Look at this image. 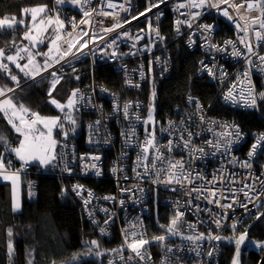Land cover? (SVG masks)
<instances>
[{"label": "built area", "instance_id": "2783aa9c", "mask_svg": "<svg viewBox=\"0 0 264 264\" xmlns=\"http://www.w3.org/2000/svg\"><path fill=\"white\" fill-rule=\"evenodd\" d=\"M73 1L78 2V7L50 9L52 16L64 24V29H60L57 46L65 59L45 73L84 59L90 62L91 81L78 89L79 93L75 96L77 103L74 104V110L85 115L86 121L81 144L66 140L58 142V172L52 171L47 175L63 176L71 180L73 194L97 234L107 240L114 236L119 239L121 252L111 255L107 264H221L227 247L235 245L240 235L248 234L251 221L257 219L260 211L264 210L261 206L264 203V147L258 145L253 156L249 157L252 145L264 136V131L254 132L256 136L250 141L248 133L239 123L212 115L209 107L192 95L186 96L173 108L172 116L162 122L156 117L153 100L132 98L129 94L143 93L145 88L150 87L152 76L158 80L166 79L172 69V45L181 42L187 50L198 54L197 76L215 87L216 98L221 104L232 110L251 111L259 115L258 88L264 91V62L258 56H264V41H257L254 30H260L259 23L253 25V20L264 19V16H261L259 9L248 12L244 8H229L230 15L239 22L240 29L248 25L247 39L242 44L240 38L245 33L233 21L224 17L216 8H189L187 5L190 0H167L151 11H146L149 3H158L159 0ZM232 2L234 0H229V3ZM247 2L255 3L256 0ZM180 4L185 6L179 7ZM220 7L228 5L222 4ZM84 11L90 15L85 17ZM197 11L204 14L194 21L192 29L186 23H181L180 31L177 32L176 21H186L190 13ZM161 12L163 15L159 16ZM76 14L79 18L74 21L76 26L73 27ZM241 15L244 19H240ZM117 23L122 27H116L111 32L105 31ZM197 23L214 26L208 39L223 48V51L217 52L204 46L205 42L199 33L193 35L195 43L189 46V35L196 31ZM155 29L159 31V37L153 31ZM167 29L170 31V39L166 34ZM125 31L127 37L122 35ZM118 35L115 45L104 47L106 42H111ZM137 36L144 38L137 42ZM84 40L89 42L81 47ZM226 41H232L244 55L232 57L233 45H225ZM69 44L72 45L71 51H68ZM133 44L136 46L132 47ZM247 44H251L253 52L258 55H250ZM146 47L150 51H145ZM249 56L253 61L251 66L247 63ZM202 61L208 67H214L215 76L207 74ZM99 66H110L119 75L121 92L94 81L93 74ZM245 71L249 72L248 79L242 75ZM234 84L235 88L232 87ZM241 87H251L256 94L255 108L243 107L224 99L229 90L235 94ZM189 97L193 98L191 103ZM197 102L199 109L196 107ZM126 104L129 105L127 118L124 113ZM97 121H100L99 125ZM237 127L239 137L236 136ZM189 132L192 133L191 142L188 147H184L183 141L188 140ZM229 132L231 135H227ZM146 137L153 140L151 146L146 144ZM169 140L173 141L171 152L168 151ZM218 143L220 147L217 149L215 145ZM145 147L148 149L147 159H144ZM201 148L204 149L202 153L199 151ZM107 154L110 155L108 164ZM96 156L100 159H90ZM160 156L163 160L157 158ZM154 160L155 168L152 167ZM176 161L184 165V175L180 182L170 175L173 171L171 165H175ZM246 162L250 163V167L245 166ZM92 163L97 168H91ZM4 171L23 177L27 200L36 201L37 182L32 177L41 175L39 169H33L31 163L24 164L7 158ZM82 180L95 183L110 181L113 190L103 193ZM169 180L171 183H168ZM245 184L250 185L252 191L244 188ZM193 188L200 191H192ZM241 188L249 195L240 192ZM212 191H215V197L210 194ZM209 199H219L220 204L208 203ZM238 201L246 203L247 208L240 206ZM225 203H233V207H221ZM158 205L171 211L167 233L172 227L171 221L177 219L178 232L171 239L159 241L149 238L150 213ZM178 212L182 213L179 217L176 215ZM222 215L224 227L218 229L213 220L221 219ZM233 223L236 225L235 230L231 227ZM101 229L104 231L101 232ZM131 231H136L138 235L132 237L129 235ZM182 233L193 236L203 234L204 239L194 243L181 238ZM210 234L219 235L222 239L209 240ZM140 238L149 241L139 249L143 259L127 246ZM255 243L264 244V238L260 242H251L248 251L257 249ZM209 251H212L211 256L208 255Z\"/></svg>", "mask_w": 264, "mask_h": 264}, {"label": "trees", "instance_id": "16d2710c", "mask_svg": "<svg viewBox=\"0 0 264 264\" xmlns=\"http://www.w3.org/2000/svg\"><path fill=\"white\" fill-rule=\"evenodd\" d=\"M36 6H46L47 9L55 7L57 10L64 7L73 8L70 5L57 3V0H0V19L15 17L17 21L27 20V17L23 18L22 10ZM47 14L53 17L49 11ZM78 18L79 15L76 14L73 21ZM26 29H28L27 24L24 27L16 25L11 29L0 30V48L11 47V51H13L14 45L22 40ZM57 30L59 33V27ZM166 34L170 39L168 29ZM171 50L172 69L169 76L163 80L152 76L149 88H145L143 93L129 94L130 97L148 100L150 90H152L155 93L153 104L156 108V117L164 122L172 116L173 108L176 105L180 104L186 96L192 95L197 97L203 105L209 107L212 115L232 119L239 123L248 133L250 141L256 136L254 132L264 131V100L259 98V115L251 111L227 108L216 98L215 87L197 76L198 54L187 50L181 42L174 43ZM60 74L59 82L53 87L50 76L28 84L26 82L29 77L18 68L10 67L9 70L0 68V88L5 92H9L7 91L9 88L13 89V93L10 95L11 101L20 109L22 105L30 116L33 113L39 116H57L61 110L52 104L51 100L55 99L64 105L72 92L90 82V62L85 59L77 61L63 68ZM12 75L17 77V81L11 80ZM93 77L97 84L104 85L108 89L116 92L122 90L120 77L110 66H99ZM50 91L51 96L49 95ZM260 93H264V91L258 88V95ZM70 112L72 119L75 120V124L72 122L69 124L72 133L68 137L58 135L57 140L58 142L66 140L81 144L86 116L77 113L74 107ZM67 113L65 108L64 116ZM0 137L6 141V143L0 142V156L6 148L11 144H16L17 139H20L1 116ZM6 155L12 158L8 153ZM106 157V164H108L110 155L107 154ZM32 165L33 169H39L35 164ZM57 166V162H55L50 168H46L44 171L39 170L41 175L32 177L37 182V199L34 202L27 200L24 188L25 179L23 178V194L21 195L19 213L13 211L10 185L0 183V264H107L111 255L121 252V244L116 236L110 240L101 238L85 218L80 203L71 189V180L63 176L47 175L52 171L58 172ZM82 181L103 193L113 190L110 181L102 180L96 183L92 180ZM170 217V209L163 206L158 205L151 210L149 217L150 239L167 234L166 227ZM8 230L13 233L11 254L7 250ZM247 235L254 242L263 240L264 212L257 219L251 221ZM92 241H96L97 248L103 252L102 257L68 263L75 257L88 254L90 250L87 246ZM234 251L233 245L227 247L221 264H230ZM262 255L263 253L254 251L244 252L241 254V264H259Z\"/></svg>", "mask_w": 264, "mask_h": 264}, {"label": "snow or ice", "instance_id": "6c2138e0", "mask_svg": "<svg viewBox=\"0 0 264 264\" xmlns=\"http://www.w3.org/2000/svg\"><path fill=\"white\" fill-rule=\"evenodd\" d=\"M62 2H63V0H57V3H62ZM166 2H167V0H159L158 3H151L150 2L148 8L146 9V11H151L153 7L159 8L160 4H165ZM222 4L228 5V7L221 8L220 6ZM108 6L112 7L111 4H109ZM184 6L185 5H183V4L179 5V7H184ZM121 7L123 8V5H121ZM187 7H189V8H203L205 10H210L212 8H216L219 12L222 13V15L224 17H227L229 20L233 21V23L236 24V27L238 29H240V24H239L238 21L234 20L233 16L230 15L229 8L236 9V10L244 8L245 11H248V12H251V11H253L255 9H259V11L261 13V16H264V0H256L255 3L247 2V0H244V2H241V0H234V2H232V3H229V0H218V2H215V3L212 2V0H190V2L187 5ZM22 11L24 13H27L29 10L28 9H23ZM44 11H45L44 7L32 8L31 9V19L33 21H35L36 18H37V13H42ZM125 11H127V9H125ZM174 11H178V9H174ZM203 14L204 13L197 11V12H194V13H190L189 14L190 18L187 19L186 21L182 22L180 20H177L176 21V24H177L176 30H177V32L180 31L181 23H186L188 28L192 29L194 21L197 18H199L201 15H203ZM83 15L85 17H88L90 15V13L88 11H84ZM139 15H145V13H140ZM162 15H163L162 12L159 13V16H162ZM181 15H183V13H181ZM159 16L157 17L158 19H159ZM132 18L133 19H137V17H132ZM146 19H150V18L146 17ZM240 19H244L243 15H241ZM48 22L52 23L51 19ZM126 22H130V21H126ZM14 23H17L15 17H12L11 19H9L8 17H4L3 19H0V27L7 25L9 28H11ZM18 23L23 25L24 24V20H20ZM55 23H57L61 27H63V22L60 21L59 19H57L55 21ZM72 23H73V27H75L76 26L75 22L73 21ZM81 23H83V21H81ZM256 23H259V29L260 30H264V19H259V20L254 19L253 20V25H255ZM116 27H122V25L117 23L113 28H108L105 31H108V32L114 31V29ZM213 30H214V26H212V25H204V24L197 23L196 24V31H194L193 33H191L189 35V46L191 47L192 44L195 43V41L192 39L193 35H196L197 33H199L200 38L203 39L204 42H205L204 46H208V47L214 49L217 52L223 51L224 50L223 48L218 47L215 44H212L211 41L208 39V37L210 36V34H211V32ZM240 30L244 31V33H245V35L240 38V42L243 44L245 42V40L247 39L248 25L245 24L244 28H242ZM260 30H254L256 39H257V41H264V32H262ZM141 31L143 32V30H141ZM153 31H155L156 35L159 37L158 29H155ZM85 35H87V33H85ZM122 35L127 37L128 33L125 31ZM26 38H29V39H32V40L35 39V37H27V36H26ZM143 38H144L143 36H137L136 40L138 42L140 39H143ZM59 39H60V37L57 36L56 40H59ZM92 39H95V37H93ZM117 39H119V35L116 38H114L113 40H111V42H106L104 47H112L113 45L116 44V40ZM160 39H163V38L160 37ZM40 42L43 43V40H41ZM88 42H89L88 40H84L83 43L81 44V47L86 46L88 44ZM228 44H232L233 45V50L231 51L232 57L239 58V57L244 55V53H242L241 51L236 49V47H235V45L233 44L232 41H226L225 42V45H228ZM135 46H136L135 44L132 45V47H135ZM246 47H247V52L250 55H258L257 53L253 52L251 44H247ZM71 48H72V45L69 44L68 51H71ZM144 50L145 51H150V48L146 47ZM77 51H79V49H77ZM73 55H74V53H73ZM112 55L114 56L115 52H113ZM61 59H63V56H61ZM258 59L261 62H264V56H258ZM7 60L15 61V58L10 55V56H7ZM29 63H32V57L31 56H29ZM247 63L250 66L253 64V61L250 58V56L247 58ZM201 64L207 70V74L208 75H210V76H215L216 75V73L214 71V67H208V65L204 64L203 61L201 62ZM0 67H5V69H6V66H0ZM16 67L20 68L21 71H24V67H27V66L25 65L24 67H21V65L19 63H17ZM262 70H264V69H262ZM73 71H74V69H73ZM25 75L27 76V75H29V73L25 72ZM51 75L54 78L56 77L55 73H52ZM221 75H223V73H221ZM242 75L244 76L245 79L249 78V72L248 71H245ZM10 78H11L12 81H17V77L15 75H12ZM76 78L79 79V77H76ZM58 82H59V79L55 78L53 80V87ZM232 87L235 88L236 85L234 84ZM7 91L11 92V91H13V89L9 88V89H7ZM78 93H79V90H76L75 92H73V97H75ZM3 95H5V90L4 89H0V96H3ZM49 95L51 96V91L49 92ZM259 98L261 100H264V93H260L259 94ZM80 99L82 100L83 96H81ZM224 99L225 100H230L233 103L241 104V106H243V107L255 108L256 105H257L256 94H254V92L252 91L251 87H248L247 89H245L244 87H241L240 91L238 93H235V94H234V92L232 90H229L226 93V95L224 96ZM192 101H193V98L189 97V102L191 103ZM51 103L54 104L57 108L61 109V111H63V106L60 103H58L55 99H52ZM76 103H77V101L75 99L70 98L68 100V102H67V106H68L69 109H71L74 106V104H76ZM11 104H12L11 99H6V100L3 101V105L11 106ZM3 105H0V107H3ZM196 107L198 109L200 108V105H199L198 102L196 103ZM128 109H129V105H127V104L124 105V113H125V117L126 118H127V115H128ZM21 112H24V113L27 112V109H24L22 105H21ZM32 115H33L34 119H32L30 122L28 120H26L23 115H20L18 117L19 121H20L19 126H17L15 123H13V119L12 118L9 119V123H12L13 127L15 128V131L18 132V133H21L24 136V139L21 140V142H20V146L18 148L13 149L12 151L15 152L16 157L20 161H22L24 164H27L30 161L38 160L41 165H47V164H50L53 160L56 159V156L53 154V150H54V148H55V146L57 144V141L52 138V130H53L54 127H57V126L62 128L63 124H58L59 117L48 119V118H41L38 114H35V113H33ZM12 117H16V110L14 108L12 109ZM66 118L68 120H70L72 122V124H75V120L72 119L70 111H69V113L66 114ZM149 119H151V110L149 111ZM201 119H203V117H201ZM38 123H42L44 125V128L47 131L46 132L45 131H41L40 129L36 128V125ZM96 123H97V125H99L100 121H97ZM145 123H147V121H145ZM67 135H68V133H65V136H67ZM148 135L151 136L152 133H148ZM227 135H231V132L227 133ZM236 136L239 137L238 127H237V130H236ZM191 137H192V133L189 132L188 133V140H184L183 141L184 147H188V145L191 142ZM180 139L183 140V136H181ZM0 142H5L6 143V141H4L3 137H0ZM233 142L234 141H228V143H233ZM172 143H173L172 140L168 141V151L169 152H171V150H172ZM209 143H211V142H209ZM146 144L151 146L153 144V140L152 139H148L146 137ZM258 145L261 146V147H264V136H262L261 139L256 144L252 145V151L249 152V157L253 156V154L256 151ZM215 147L218 149L220 147V144L219 143L216 144ZM147 151H148V149L145 147L144 148V153H145L144 159H147ZM199 151L202 153L204 151V149L201 148V149H199ZM157 158L163 160L162 156L157 157ZM81 159H85V158L81 157ZM90 159L99 160L100 157L96 156V157H92ZM138 161H139V157H138ZM10 165H11V162L9 161V166ZM245 166L250 167V163L246 162ZM3 167H4L3 158H2V156H0V168H3ZM90 167L95 169V168H97V165L95 163H92L90 165ZM152 167L155 168V160L153 161ZM171 168L173 169V171L170 173V175L175 176L177 182H180L183 179V175H184V173H183V170H184L183 163H181L180 161H176L175 165H171ZM113 171L115 172L116 169L114 168ZM146 172H147V169H146ZM0 174H2V173H0ZM96 174L99 175L100 174L99 171H97ZM189 175H190V173H189ZM16 178H17L16 173H13L12 175H4V179H6V180L7 179H12L15 182ZM168 183H171V180H169ZM262 187H264V184H262ZM244 188H249V190L252 191L251 186L248 185V184H245ZM244 188L239 189V191L240 192H244ZM172 190L175 191L176 189H172ZM192 191H197L198 192L200 190L196 189V188H193ZM232 191L235 192L236 190H232ZM77 194H79V193H77ZM210 194L213 197H215V195H216L215 191H212ZM244 195L248 196L249 194H248V192H244ZM225 199H228V197H225ZM235 202H237V201H234V203ZM208 203H216L217 205H219L220 204V200L219 199H215V200L209 199ZM238 203L240 204V206H242L244 208H247V204L244 203L243 201H238ZM121 204H123L122 201H121ZM261 206L264 207V203H262ZM196 207L199 208L198 205H196ZM221 207H223V208H232L233 207V203H225V204L221 205ZM14 210H19V205L18 204H14ZM176 215H177V217H179L180 215H182V213L178 212ZM222 220H223V215H222L221 219L213 220V223H215V225H216V227L218 229L224 227V225L222 223ZM105 223H107V221ZM171 225H172V227H170L168 229V231L171 232L173 235L177 234L178 227H177V219L176 218H174L171 221ZM189 227L191 228V226H189ZM231 227L233 228V230H235V228H236L235 223H233L231 225ZM103 231H104V229H101V232H103ZM9 235H11V230H9ZM129 235H131L132 237H136L138 235V233L136 231H131L129 233ZM245 236H246V234H242V235L239 236L238 239L235 240L236 258L233 260V264H238L240 246L244 242ZM126 239H127V235H126ZM155 239H157L159 241H163L165 239V237L160 236V237H157ZM187 239H189V240H191V241H193L195 243V242H197L199 240L204 239V236H203V234H200L197 237H191V236L187 237ZM208 239L209 240H221L222 237H220L219 235L212 236L210 234L208 236ZM147 243H149L148 240L140 238L138 240H135L133 243L128 244L127 246L129 248H131L132 251L135 252L137 256H140L141 259H143V256L140 253L139 249L143 245H145ZM92 244L95 245L96 241H92ZM258 246L261 247L262 249H264V244H260ZM11 250H12V245L9 244V251L11 252ZM168 251H172V249H168ZM197 255H200V253L197 252ZM208 255L211 256L212 255V251H209ZM129 259H131V257H129Z\"/></svg>", "mask_w": 264, "mask_h": 264}, {"label": "rangeland", "instance_id": "374dc122", "mask_svg": "<svg viewBox=\"0 0 264 264\" xmlns=\"http://www.w3.org/2000/svg\"><path fill=\"white\" fill-rule=\"evenodd\" d=\"M61 4L70 5L73 7H78V2H65V1H63ZM38 7H44L45 11L42 13H37V18L35 21H33L31 19V9L32 8H38ZM32 8H27L29 10L27 13L23 12V14H22L23 18L27 17V20L22 19V20H24L23 25L19 24L18 23L19 21L16 20L17 23H14L13 26L11 27V28H13L16 25H20V26L24 27L26 24L28 25V29H26V31L22 35V40L14 45L13 51H11V47L6 48V49L0 48V66H6V68H9L11 66L16 67V64L19 63L21 65V67H24V66H22V63L29 64L30 65V69H29L30 74H29V78L27 79V82H26L28 84H32L34 82L41 81V80H43L41 78H43L45 76H50L52 82L55 78H58L60 80V78H61L60 71L63 70V68H65L71 64L61 66V67H59V68H57V69H55L49 73H45V72L47 70H49L50 68L57 66L58 64H60L65 59L64 54L60 51L59 47L57 46V40H56V37L60 36V34H61V32H60L61 26L59 24L55 23V21L57 20V18H55V16L51 17L50 15L47 14L48 11L50 12L49 7H48V9L46 6H36V7H32ZM50 19H51L52 23L48 22ZM58 27H59V33L57 30ZM11 28H9L7 25H5V26L0 27V30L2 31L5 29H11ZM62 29H64V26L62 27ZM26 36L27 37H35V39L32 40V39L26 38ZM41 40H43V43L40 42ZM12 47H13V45H12ZM10 55L15 58V61L7 60V56H10ZM29 56L32 57V63H29ZM61 56H63V59H61ZM40 63L44 64V65L43 66L40 65V68H38L37 64H40ZM45 63H47V64H45ZM0 68L5 69V67H0ZM18 69L21 71L20 68H18ZM21 72L25 73L26 71L24 69V71H21ZM52 73L56 74L55 78L51 75ZM154 96H155V93L152 90H150V99L154 100ZM70 98L75 99V97H73V92L71 93L69 99ZM68 100H67V102H68ZM67 102L62 106H63V111L66 108L68 113H69V111H71L72 108L71 109L68 108ZM63 111H60V113L57 116H43V117H41V118H48V119L59 117L58 124H63V127L61 128V127L57 126V127H54L52 130V138L54 140H56L57 142H58V140H57L58 135H60L61 137H68L72 133V129L69 127V124L71 121L68 120L66 118V116H64ZM25 114L28 115V117H30V115L27 112ZM36 128L40 129L41 131H45V132L47 131L44 128V125L42 123H38L36 125ZM65 133H68V135L65 136ZM57 144L53 150L54 155L57 152ZM4 173H6V172H4ZM14 193L16 194V192H13V195H14ZM13 199H14L13 200V211L15 213H17V212L19 213L21 198L20 197H14ZM14 204L19 205V210H14ZM263 212H264V210L260 211L257 218ZM173 236L174 235L171 232H168L163 237H165L164 240H168V239H171ZM190 236L191 237H197V236H193L191 234L182 233L181 238L187 239V237H190ZM12 237H13V233L11 232V235H9V230H8L9 241L12 239ZM251 242L253 243V241L250 240L248 237V240L245 244V248L243 249L242 253L248 251V248L251 245ZM9 244H11V241L9 242ZM9 244H7V250H9ZM255 244H256L257 249H255L254 251L259 252V253H263L264 249H262L261 247L258 246L259 243H255ZM233 246L235 247V245H233ZM87 248L90 250L88 254L83 255V256H79V257H75V258L71 259L68 263L77 262L81 259L100 258L103 256V252L97 248V244L93 245L91 242L87 246ZM9 253L11 254L12 250H11V252L9 251Z\"/></svg>", "mask_w": 264, "mask_h": 264}, {"label": "crops", "instance_id": "0c3cea01", "mask_svg": "<svg viewBox=\"0 0 264 264\" xmlns=\"http://www.w3.org/2000/svg\"><path fill=\"white\" fill-rule=\"evenodd\" d=\"M47 64V63H45ZM27 66V67H24L25 71L29 73V69H30V65L27 64V63H22V66ZM38 68H40V65L43 66L44 64H37ZM11 67H14V66H11ZM7 70L10 69L9 68H6ZM25 74V73H23ZM30 74V73H29ZM29 77V75H27ZM1 89V88H0ZM13 92H5V95L3 96H0V105H3V101L6 100V99H10V95L12 94ZM15 109L16 110V117H12V109ZM29 114V113H28ZM20 115H23L24 118L26 120H28L29 122L34 119L33 115L28 117V115H26L24 112H21V109L17 106H15V104L12 102L11 106L9 105H3V107H0V116L7 122L8 126L14 131V133L20 137V139H17V142L16 144H11L8 148L5 149L4 153L1 155L2 158H3V163H4V166H5V161L7 160V155L6 153H8L15 161H20L16 155H15V152L12 151L13 149L15 148H18L20 146V142L21 140L24 139V136L21 134V133H18L15 131V128L13 127L12 123H9V119L12 118L13 119V123H15L17 126H19L20 124V121H19V116ZM30 115V114H29ZM40 117H43V116H40ZM55 156H56V153H55ZM57 160L55 159L53 162H51L50 164H47V165H41L39 163L38 160H35V161H30L28 163H32V164H35V166L37 168H39V170H42L44 171V169L46 168H50V166H53V164L56 162ZM22 162V161H21ZM4 167L3 168H0V183H3V184H9L10 187H11V191H12V199L14 197H20L21 198V195L23 194V177L21 176H17L15 182L12 180V179H4V175H12L10 173H4ZM13 192H16V194L14 193L13 195ZM14 200V199H13ZM12 207H13V202H12ZM11 241V240H10ZM9 238L7 237V244H9ZM12 244V242H11Z\"/></svg>", "mask_w": 264, "mask_h": 264}, {"label": "water", "instance_id": "95a60500", "mask_svg": "<svg viewBox=\"0 0 264 264\" xmlns=\"http://www.w3.org/2000/svg\"><path fill=\"white\" fill-rule=\"evenodd\" d=\"M247 240H248V235L246 234L245 240H244V242L240 246L239 257H238V264H241V254L243 252V249L245 248V244H246ZM235 258H236V247H235V251H234V254L232 256V259H231L230 264H233V260ZM259 264H264V252H263V255L261 256V260H260Z\"/></svg>", "mask_w": 264, "mask_h": 264}]
</instances>
